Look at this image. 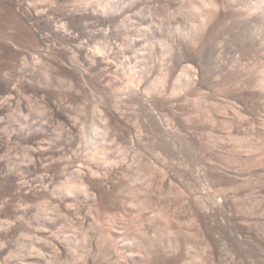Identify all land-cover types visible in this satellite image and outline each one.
Masks as SVG:
<instances>
[{"label": "bare ground", "instance_id": "1", "mask_svg": "<svg viewBox=\"0 0 264 264\" xmlns=\"http://www.w3.org/2000/svg\"><path fill=\"white\" fill-rule=\"evenodd\" d=\"M151 1L178 3V0ZM91 2L0 0L9 26V30L0 28V58L7 59L0 65V119L5 117L2 118L4 125L0 120L3 127L0 153L2 148H10L13 141L25 145L26 161L12 162L9 171L18 168L24 171H21L25 174L18 189L25 194L35 192L46 204L37 212L33 223L25 222L28 215L33 214L31 208L22 209L21 213L27 215L18 226L25 225L22 230L16 226L10 230L13 225L10 219L0 221V264H59L63 253H77L79 246H73L76 237L62 233L61 226H57L63 217L61 212L57 213L61 206L73 212L74 223L82 230L96 223L94 214L99 219L100 211L106 216L113 212L109 216L120 221V227L115 224L101 227L93 236L85 231L79 240L83 244L79 256L82 264H193L190 262L193 260L195 264L197 260V264H264V205L250 197L252 186V189L264 186V142H260L261 147L249 141L255 130L249 126L252 122L245 118L247 113L253 123H261L263 128L255 134L264 139V0H189L188 5L183 3L176 12L201 17L190 30L187 17L186 21H180L181 16H177L180 24L171 23L178 21L174 19L177 13L167 6L165 22H149L153 31L147 40L149 43L143 31L136 38H123L126 46L147 50L145 58L139 56L135 66L130 67L128 62L127 70H120V52L126 49L119 48L120 35L113 29L115 25L128 24V21H120L118 2H110L104 10L87 6ZM132 2L125 7L127 13L137 11L142 5V0ZM138 15L142 17L144 13ZM162 27L167 29L168 35L159 79L155 80L153 62L160 53L156 35ZM122 53L126 55L127 51ZM127 71L131 74L125 80ZM41 79L45 87L39 85ZM53 82L64 83L67 94L63 89L62 95L54 93L56 84ZM170 83L173 90L168 96ZM207 84L230 99L212 107V113L220 114V119L209 109L204 110L205 119L197 114L206 102L194 97ZM86 87L108 95L109 107L101 112L100 125L92 123L83 134L89 147L82 155L74 146L81 140L75 134L80 118L66 111L64 106L66 97L71 98L73 93L80 95V89ZM21 92L40 97L41 101L32 104ZM130 106L139 112L133 108L138 113L137 116L133 112L137 116L135 120L131 119L132 113L126 111ZM23 108L46 114L47 119L37 124H22ZM156 110H165L168 115L161 117ZM202 120L212 125L207 134ZM216 126L227 130L228 134L218 135ZM109 143L119 144L116 161H112L113 144ZM179 148L205 160L203 172L197 178L188 176L198 183L202 192L209 189L208 182L209 186L210 182L219 186V199V194L216 197L191 194V198L188 195L190 201L187 197L188 205L185 201L189 219L199 231L191 237L197 236L204 247L203 257L197 259L191 254L192 248L184 246V243L190 244V236L182 239L175 234L168 240L162 232L167 212L163 206L167 204V197L169 199L165 187L172 179L178 180V174L186 172L182 164L176 162ZM260 150L262 153L256 154ZM149 151L154 153V161L147 158ZM62 154L71 155L66 159L70 162H67L68 167L64 166L63 157L59 161L54 159V167L60 172L49 175L53 161L48 160ZM152 165L158 174L155 192L152 188L143 193L140 190L137 196L131 189L133 198L125 201L123 192L127 186L137 181L151 185ZM143 166L151 171L140 173ZM250 169H258V177L252 170L248 172ZM246 190L251 192L246 194L252 200L245 199ZM147 203L156 206L151 216L146 213ZM80 207L87 209L86 217L78 214ZM138 213L146 216L140 218ZM139 227L143 228L142 232ZM152 227L156 229L153 235L149 233ZM24 229L35 234L30 236ZM10 234L18 239L30 236L32 240L17 243L14 248L7 241ZM49 241L53 243L52 248L45 247Z\"/></svg>", "mask_w": 264, "mask_h": 264}, {"label": "rangeland", "instance_id": "2", "mask_svg": "<svg viewBox=\"0 0 264 264\" xmlns=\"http://www.w3.org/2000/svg\"><path fill=\"white\" fill-rule=\"evenodd\" d=\"M113 1H115V2H118V9H117V11H119L118 13H120V14H122V17L120 18L121 20L120 21H125V23H127L126 21H128V24H126L125 26H121L120 24H118V25H115L114 26V28L113 29H115L116 30V32H118L119 33V35H120V37H119V41H118V45H119V48H121V49H126V50H123V51H127V54L126 55H124L122 52H120V56H121V58H120V70H127L126 68L127 67H132V66H135L136 65V62L137 61H139L140 60V58L144 55V58H145V56H146V53H147V50H145V49H141V47H130V46H126L125 45V38L127 37V36H133V37H137L136 35H138V33L139 32H142V33H144L143 35H146L145 37H144V39H146V41L148 40V38L150 39V37H151V33L153 32L152 31V28H151V26H150V23L149 22H165V19H166V12H167V6H169L170 7V10L171 11H173V12H175V13H177L176 11H178L179 10V8H180V6L184 3V4H186V5H188L189 4V0L187 1V0H183V1H180V0H178V3H177V5L176 4H170V3H166V1H159L158 3H152V1L151 0H142V5L141 6H139L140 8L139 9H137V11L136 10H134V11H131V12H128L127 13V11H125L126 9H125V7L126 8H128V6H130L133 2V0H92V2L91 3H88V5L87 6H91V5H94V9H99V10H104L107 6H109V3L110 2H113ZM93 2H95V3H93ZM103 2V3H102ZM105 2V3H104ZM122 2H123V4H122ZM121 3V4H120ZM131 3V4H130ZM72 4V3H71ZM104 4H105V6H104ZM126 5V6H125ZM128 5V6H127ZM186 5H184V6H186ZM84 6V5H83ZM97 6H98V8H97ZM102 6V7H101ZM121 6V7H120ZM92 8H93V6H91ZM90 7V8H91ZM168 7V8H169ZM101 8V9H100ZM117 11H115V10H113V12H117ZM126 13H125V12ZM136 11V12H135ZM124 12V13H123ZM141 12H143L144 13V15L140 18L139 17V15L138 14H140ZM187 12H189V11H187ZM131 13H133V14H131ZM124 14V15H123ZM5 15H6V13H5V11L3 10V8H1L0 7V28H3V29H5V30H9V26H8V24H7V21H6V17H5ZM127 15V16H126ZM176 17L174 18V19H178V21H176V20H173L171 23H176L177 25L178 24H180V21H182V19H184V18H186V19H188V21H186V19H184L186 22H188L187 23V25H188V29L190 28V26H192V25H196L199 21H201V17L199 16V15H192V14H189V13H187L186 15H180V12H178L177 13V15H175ZM179 16H181V18H180V21H179V18L178 17ZM196 16H198L197 18H195ZM153 18H154V20H153ZM152 19V20H151ZM175 21V22H174ZM198 21V22H197ZM191 25H190V24ZM196 23V24H195ZM7 24V25H6ZM176 24H174V25H176ZM6 25V26H5ZM129 25V26H128ZM166 28L165 27H162L161 28V30L158 32V36L156 35V37L158 38L157 40H158V45L159 46H157V49H158V52H162L163 54H160V53H158V55H157V58H155V60H154V62H153V69H154V79L155 80H157V79H159V72H160V68H161V64L163 63V62H161L163 59H164V51H165V45H166V42H167V35H168V33H167V29L165 30ZM190 30V29H189ZM148 31V32H147ZM152 31V32H151ZM147 32V33H146ZM184 33H186L185 31H184ZM148 34V35H147ZM153 35V34H152ZM124 38V39H123ZM151 41V40H150ZM147 43H149L148 41H147ZM92 47V46H91ZM126 47V48H125ZM141 49V50H140ZM139 56H141L140 58H139ZM161 57V58H160ZM163 58V59H162ZM7 61V59L6 58H0V65H2L3 63H5ZM128 62L130 63V65L128 66ZM160 64V65H159ZM127 66V67H126ZM160 66V67H159ZM130 71H127V74H126V77H125V80L127 79V78H129L130 77ZM158 74V75H157ZM39 75H41V74H39ZM156 76V77H155ZM122 80L124 79V78H121ZM125 80H123V81H125ZM54 81V80H53ZM56 82V81H55ZM55 82H53V84L55 83ZM58 82V81H57ZM43 83V84H42ZM59 83V82H58ZM58 83H55L56 85H53V90H52V86H51V90L54 92V93H58L57 95L59 96V95H62V92H63V90L65 91V93H66V90H65V87L63 86V84L64 83H62V85L60 86ZM127 83V82H126ZM59 85V87H58V85ZM41 87H45L44 85H45V83H44V81H43V79H41V84H39ZM170 85V86H169ZM168 86H167V91H166V94L169 96V95H171L170 93L172 92V90H173V88H172V83H170ZM56 87V89H55V87ZM62 86L64 87V88H62ZM206 86V87H205ZM204 86V88H202V90H199L198 92H197V96H196V94H195V97L194 98H200V99H202V100H205V102H206V104L202 107V110H199L198 111V115L199 116H201L200 118H203V119H205V116H204V110H212L213 108V106L214 105H217V104H220V102H222V101H228V100H230L228 97H227V95L225 94V93H216V91H214L215 89L214 88H212V86H209L208 84L207 85H205ZM61 87V89H59L60 91H58L57 89L58 88H60ZM87 88V89H86ZM85 89L84 88H81L80 89V92H79V94L80 95H78L77 93H73L72 94V96H71V98L69 97H66L65 98V106L64 107H67V109L65 108V110L66 111H69V112H71V113H73V114H75V115H73V116H77L78 118H80L79 119V122H81L80 123V126H79V128L77 129V131H76V135L81 139H79L80 141H78V143H76V145H74L75 146V148H76V150L78 149V151H79V153H81L82 155H85L86 153H87V151H86V148H88L89 147V142L87 141V138H84V133H86V132H88L89 131V129H90V125L93 123V124H98L97 126H99L100 125V120H101V112H103V111H105L108 107H109V102H108V95H105V93L103 94L102 93V91L100 92L99 91V89H96L95 91L93 90L94 88H88V87H86ZM170 88V89H169ZM63 89V90H62ZM56 92H55V91ZM83 90V91H82ZM89 90V91H88ZM176 90V89H175ZM96 91H98V92H96ZM177 91V90H176ZM179 91V90H178ZM169 92V93H168ZM22 93V95H23V97L27 100V101H29V100H32L31 102H32V104H34V103H37L36 101H41V98L40 97H33L31 94H25L24 92H21ZM100 93H102V94H100ZM67 94V93H66ZM0 95H1V93H0ZM105 95V96H104ZM107 96V97H106ZM106 97V98H105ZM123 97H126V94H125V96H124V94H123ZM122 97V98H123ZM104 99V100H103ZM104 101V102H103ZM67 102V103H66ZM64 103V102H63ZM208 104V105H207ZM69 105V106H68ZM211 106V107H210ZM68 107H69V109H68ZM129 107V106H128ZM126 108V111H130L129 113H132L131 114V119H133V117H134V119L133 120H135L136 118H137V114L139 113L138 111H137V108H138V110H139V106H136L135 105V107H137V108H135L134 106H130V108ZM207 107V108H206ZM94 108H96V111L94 110ZM100 108V109H99ZM133 108H135L136 109V111L138 112H136L135 110H133ZM203 108H205V109H203ZM103 109V110H102ZM105 109V110H104ZM128 109V110H127ZM131 109V110H130ZM71 110V111H70ZM85 110V111H84ZM136 112V117H135V115H133V112ZM158 110H156V112H157ZM21 112H22V119H21V122L20 123H22L23 124V122L25 123V122H27V123H25V124H30V123H32V124H37V122L39 123V122H43L45 119H47V115L46 114H43L42 115V113H34V112H31L30 110H29V108H23L22 110H21ZM162 113V114H161ZM213 113L216 115V118H219L220 119V117H221V115L220 114H217V113H215L214 111H213ZM212 113V111H211V114H213ZM21 114V113H20ZM135 114V113H134ZM157 114L159 115L160 114V116L161 117H165L166 115H168V112L167 111H165V110H160V111H158L157 112ZM166 114V115H165ZM203 114V115H202ZM46 115V116H45ZM214 115V116H215ZM81 116V117H80ZM218 116V117H217ZM3 118V120L5 119V117H2ZM2 118L0 119L1 120V122H2V125H4V123H5V121L3 122V120H2ZM83 118V119H82ZM222 118V117H221ZM245 118H246V120L247 121H249V123L251 124V122H252V126L251 125H249L250 126V128L251 129H253V130H255V133H256V131L258 132L259 130H261L262 128H263V126L261 125V123L260 122H255V123H253V121H251L252 120V117H251V115L250 114H247V113H245ZM23 120V121H22ZM203 121V123H202V127L206 130V134L207 133H209L210 132V128H211V123H209V122H204V120H202ZM201 121V122H202ZM57 123L55 122L54 123V126L56 125ZM206 125V126H205ZM210 125V126H209ZM254 125V126H253ZM58 126V124L55 126V127H57ZM217 127V126H216ZM254 127V128H253ZM208 128H209V131H208ZM84 129V130H83ZM2 130H3V127H0V133H2ZM215 130H217L216 131V133L218 134V135H221V136H223V135H227L228 134V131L227 130H225V129H223V128H220V126H218L217 127V129H215ZM254 132L253 133H251L252 135L250 136L251 138H250V140L249 141H251V143H254V144H259V145H261V147H262V145L264 144H261L262 142H264V139H262L261 137H258L256 134H255ZM65 135H67V133L65 134ZM68 136V135H67ZM67 136H64V137H67ZM260 138V139H259ZM64 140H65V142L67 141L65 138H64ZM18 142V143H17ZM64 142V141H63ZM261 142V143H260ZM250 143V142H249ZM110 145L111 144H113V145H111V152H112V161H116V159H117V157L119 156V152H120V150L118 149L119 148V144L117 143H115V145H114V143H109ZM11 146H9L10 148H8V149H6V148H2V152L0 153V162L2 163V164H0V221H7V220H9V221H11V223H13V225L11 226V227H9V229L10 230H12V229H14L15 228V226H16V228L20 225V222L21 221H24L25 219H26V216L27 215H25L24 216V214L23 213H21L22 212V209H24L25 210V208L26 209H28V210H30V208H31V210L30 211H33V214L32 215H28V217H27V219L25 220V222H32V221H34L35 222V216H36V214H37V212L38 211H41L42 209H44L45 208V205H44V203L42 202L43 200L42 199H39L38 198V195H36V193L35 192H33V194H25L23 191H21V189H18L19 187H20V184L21 183H23V174H25V173H22V172H24V171H22L21 169L19 170V168H18V170L17 169H13V170H10L9 171V169L11 168V163L13 162V163H19V164H22V163H24L26 160H25V156H26V147H25V145H23V144H21L19 141H16V143H15V141H13V143L12 144H10ZM5 146V145H4ZM112 146H113V149H112ZM178 147H180V146H178ZM182 147V146H181ZM182 149V150H181ZM118 150V151H117ZM180 153V155H179V157L177 156L176 157V162H178V164L180 163V165H181V167L182 168H185V169H182V170H186V172L184 173L183 172V174H178V180H176V179H172V183H171V181H169V183L167 184L168 186H166L165 187V190H164V192H165V194H167L166 195V197L167 196H169V199H168V197H167V204L165 203V205L164 206H166V207H164L163 206V208L165 209V211H167V212H165L164 214H165V221H164V223L166 224H162L163 226L162 227H165L164 229H163V233H166V234H164L165 236H166V239H170V238H173L172 236H174L175 234V236L176 237H181L182 239L187 235V236H194L195 234L194 233H197L196 235H198V230H196V227H195V224H194V222L193 221H191L190 219H189V216H188V213H187V210H188V207H187V205L189 204V203H187V202H189L190 201V196H191V194H198V195H203V196H205V197H207V196H210V197H216L219 193H218V188H219V186H218V183H214V184H212V182H210V186H209V182H208V185H207V188H209V189H206L205 190V192H202V189H200V187H199V185H198V183H196V181H194L193 180V178H191V177H198L200 174H201V172H203V166L205 165V160L203 159V158H201V157H195L194 155V153L192 154L191 153V151H189V150H184L183 148H179V150H178ZM181 151H182V153H181ZM262 151L263 150H260V151H257V153L256 154H259L260 152L262 153ZM260 155V154H259ZM70 154L69 155H56V156H53L52 158L50 157V160H48V162H50V163H52V161H53V167H52V165H51V168H49L48 169V173H49V175H56L58 172H60L59 171V169H58V167H54L55 166V164L54 163H56V162H54V159H56L55 161H59L58 159L61 157V159H62V157H63V159H64V161H65V163H66V165H64L65 167H68V165H69V161H67V162H69V163H67L66 162V159H67V157L68 158H70ZM146 156H147V158H149V159H151L152 161H154V159L152 158V157H155L154 156V153L153 152H151V151H149L147 154H146ZM56 157V158H55ZM200 158V159H199ZM53 159V160H52ZM62 159V160H63ZM68 160V159H67ZM16 161V162H15ZM61 161V160H60ZM6 162H7V164H6ZM49 163V164H50ZM64 163V162H63ZM64 163V164H65ZM200 163V164H199ZM10 166H9V165ZM68 164V165H67ZM8 166V167H7ZM5 167V168H4ZM154 170H153V169ZM8 169V170H7ZM53 169V170H52ZM54 169H55V171H54ZM63 169H64V167H63ZM69 169V168H68ZM155 166L153 167V165H152V167H151V170L149 169V168H147V167H140V173H145V171H146V173L149 171H151L150 173H153L152 175H151V181H152V179H153V181H152V183H151V185L150 186H147L149 183H145L144 184V182H142V181H137V182H134L133 184H132V186H127L125 189H124V192H123V194H124V200L125 201H127V202H129V200H131L132 198H133V195H132V193H134L133 191H135V194H137V191H140L141 190V192L143 193L144 191L146 192V191H148V189L150 190L151 188H152V192H155V189L154 188H157V178H158V174L155 172ZM5 170H6V173H5ZM49 170H50V172H49ZM251 170L252 169H250L248 172H251ZM17 173H16V172ZM19 171V172H18ZM22 171V172H21ZM54 171V172H53ZM61 171H62V168H61ZM134 171H135V169H134ZM136 171H137V169H136ZM157 172H158V170H156ZM253 172H252V174L254 173V176L256 175L257 177H258V169H253L252 170ZM11 173V174H8V173ZM57 172V173H56ZM191 173V174H188V173ZM12 173H13V175L15 176H13L12 175ZM52 173V174H51ZM56 173V174H55ZM137 173V172H136ZM188 175H187V174ZM257 173V174H256ZM138 174V173H137ZM155 174V175H154ZM157 174V175H156ZM186 174V175H185ZM252 174H251V177H252ZM7 175H9V176H7ZM21 175V176H20ZM118 175V177L120 176L119 174H117ZM179 175H183L184 176V178L182 177V179H181V177L179 176ZM191 176V177H189L188 178V176ZM18 176V177H17ZM154 176V177H153ZM253 176V177H254ZM255 176V177H256ZM22 177V178H21ZM115 177V176H114ZM133 178H134V175L132 176ZM176 177V178H177ZM254 177V178H255ZM156 180H155V179ZM191 178V179H190ZM17 179V180H16ZM179 179H181V180H179ZM253 179V178H252ZM256 179V178H255ZM24 181H25V179H24ZM64 181V180H63ZM140 182V183H139ZM142 182V183H141ZM142 184V185H141ZM217 184V186H214V185H216ZM142 187H141V186ZM140 186V187H139ZM148 188H147V187ZM260 188H263L264 186L263 185H258ZM257 186V189L259 188ZM263 186V187H262ZM129 187V188H128ZM139 187V188H138ZM251 187V186H250ZM253 188H254V186H252ZM252 187H251V190H253L252 191V194H254L253 192H255L257 189H252ZM135 188V189H134ZM137 188V189H136ZM147 190H146V189ZM217 188V189H216ZM255 188H256V186H255ZM258 189L256 192H255V195L253 196L252 194H251V192H249L250 191V188H248V190L249 191H247L246 190V192H245V194L246 193H248V194H251L250 195V197L251 198H253V197H255L257 200L259 199L262 203H263V205H264V190L262 189ZM133 191H132V190ZM153 189H154V191H153ZM129 190V191H128ZM255 190V191H254ZM261 192H260V191ZM248 194H246V198L245 199H247L248 197H247V195ZM185 195V196H184ZM187 195V196H186ZM188 195H189V197H188ZM216 195V196H215ZM136 196V195H135ZM137 196H139V193L137 194ZM219 197H218V199L220 198V194L218 195ZM249 196V195H248ZM189 199H188V198ZM250 197L247 199V200H249L250 199ZM152 198H153V196H152ZM185 198V199H184ZM255 198H253V200L255 199ZM189 201H188V200ZM250 200H252V199H250ZM258 200V201H259ZM263 200V201H262ZM181 201H183V202H181ZM185 201H186V204H185ZM170 202V203H169ZM261 202H259V203H261ZM149 203V202H148ZM147 203V204H148ZM182 203H184V204H182ZM43 204V205H42ZM170 204V205H169ZM41 206V207H40ZM43 206H44V208H43ZM147 207H148V209H147ZM154 207L156 208V206H154V203H151V205L150 204H148L147 206H146V209H147V211H146V213L148 214V215H150V214H153V212L151 211V210H155L154 209ZM160 207V206H159ZM185 207H187V209L185 208ZM40 208V209H39ZM151 208V209H150ZM36 209V210H35ZM186 209V210H185ZM18 210V211H17ZM35 210V211H34ZM60 210V211H59ZM83 210V211H82ZM68 211V212H67ZM81 213H80V212ZM79 211H78V214L80 215L81 214V216L80 217H86V215H88V211H87V209H85V208H82V207H80L79 208ZM186 211V212H185ZM15 212V213H14ZM36 212V213H35ZM60 213L61 214V216H63L62 217V220H60V221H62V222H57L58 223V227H60V228H62V230H61V232L62 233H67V234H71V235H73V236H75L76 237V239H75V242H74V244H73V246H79V249L77 248V253H73V252H70V253H63L62 254V256H61V258H60V260H59V264H82V262L79 260V256L82 254V243H79V240L81 239V237L84 235V233H85V231L89 234V236H93V235H95L98 231L97 230H99V228H108L109 226H111V225H114L115 224V226H118V227H120V221H117V220H115L114 218H111L110 216H109V214L110 215H112L113 214V212L112 213H109L107 216H106V214H105V212L104 211H100V215H101V217H99V219L96 217L97 215L96 214H94V221H96V223L91 227V228H89V227H86V229L85 230H82V229H80L78 226H76V224L74 223L76 220H75V216H74V214H72L73 212H71V211H69V210H67L65 207H63V206H61V207H59V209L57 208V213ZM116 212V211H115ZM152 212V213H151ZM20 213V214H19ZM52 213H54L53 211H52ZM52 213H50V214H52ZM122 213H124V212H122ZM127 213H128V211H127ZM186 213V214H185ZM17 214H18V216H17ZM77 214V215H78ZM102 214L104 215V216H102ZM128 214H130V213H128ZM141 214V213H140ZM139 213H138V215L137 216H140V218H142V217H144V215L146 216V214H143V216H142V214L140 215ZM78 215V216H79ZM122 215H124V214H122ZM184 215V216H183ZM187 215V216H186ZM24 216V217H23ZM40 216V215H39ZM50 216H52V215H50ZM109 216V217H108ZM151 216V215H150ZM64 217L66 218V219H64ZM96 217V218H95ZM114 217V216H113ZM74 218V219H73ZM111 218V219H110ZM18 219V220H17ZM24 219V220H23ZM30 221H29V220ZM98 219V220H97ZM75 220V221H74ZM115 220V221H114ZM13 221V222H12ZM15 221V222H14ZM19 221V222H18ZM65 221V222H64ZM17 222H18V224H17ZM16 223V224H15ZM33 223V222H32ZM15 224V225H14ZM60 225V226H59ZM96 225V226H95ZM13 226H14V228H13ZM6 227V226H5ZM5 227H3V228H5ZM18 228H20V230H22V228H25V225L21 228V227H18ZM117 228V227H116ZM127 228H129V227H127ZM140 229H139V231L141 230V232L143 231L142 229V227H139ZM153 228V229H152ZM151 229H150V231H149V233H152L151 235H153L154 234V231H156V229L154 228V227H152ZM180 229H182V232H180L181 230ZM25 231H27V229H24ZM28 230H29V228H28ZM165 230V231H164ZM178 230V231H177ZM180 230V231H179ZM30 231V230H29ZM29 231H27V232H29ZM31 231H33V230H31ZM70 231V232H69ZM130 231V233H135L133 230H129ZM198 231V232H197ZM158 232H159V230H158ZM169 232V233H168ZM172 234H171V233ZM178 232V233H177ZM30 233V232H29ZM33 233L35 234V232H31L29 235L30 236H33ZM168 234V235H167ZM183 236H182V235ZM188 234H190V235H188ZM192 234V235H191ZM172 235V236H171ZM178 235V236H177ZM180 235V236H179ZM29 236V237H30ZM170 236V237H169ZM174 236V237H175ZM186 236V237H187ZM23 237L24 239H22V238H20V239H18V238H14V236L12 235V234H10V236L7 238V241H9L10 242V244H13V247L15 248H17V243L19 244V243H21V242H23V243H29L30 242V239L32 240V238L30 237ZM185 237V238H186ZM192 239H191V242H190V244H188L187 245V243H184V246H185V248L187 247H190V248H192V249H190V251H191V254L194 256V257H196V259H197V257H203V243L202 242H199L200 241V239L199 238H197V236L196 237H191ZM194 238V239H193ZM196 238V239H195ZM25 239H26V242H24L25 241ZM168 239V240H169ZM199 239V240H198ZM19 240V241H18ZM22 240H24V241H22ZM168 240H166V242L168 241ZM14 241V242H13ZM16 241H18V242H16ZM29 241V242H28ZM194 241V242H193ZM13 242V243H12ZM16 242V243H15ZM32 242V241H31ZM16 244V246H15V244ZM49 243H51V244H49ZM49 243H46L47 244V246H45V247H51V246H53V243L51 242V241H49ZM201 245H200V244ZM193 245V246H192ZM200 245V246H199ZM77 246V247H78ZM183 246V247H184ZM52 248V247H51ZM200 248V249H199ZM202 248V249H201ZM48 249V248H47ZM197 250V251H196ZM198 252H199V254H198ZM198 255H197V254ZM197 255V256H196ZM194 257H192V259L194 258ZM199 257V258H200ZM195 259V258H194ZM190 261V260H189ZM194 261H196V260H193V261H190V262H192L193 264H195L194 263ZM198 263V260H197V262H196V264ZM104 264V263H103Z\"/></svg>", "mask_w": 264, "mask_h": 264}]
</instances>
